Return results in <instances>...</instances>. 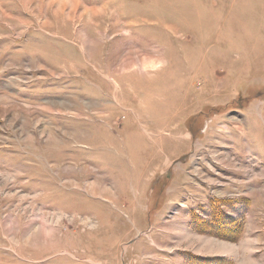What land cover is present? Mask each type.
Returning <instances> with one entry per match:
<instances>
[{
	"label": "rangeland",
	"instance_id": "rangeland-1",
	"mask_svg": "<svg viewBox=\"0 0 264 264\" xmlns=\"http://www.w3.org/2000/svg\"><path fill=\"white\" fill-rule=\"evenodd\" d=\"M0 264H264V0H0Z\"/></svg>",
	"mask_w": 264,
	"mask_h": 264
},
{
	"label": "trees",
	"instance_id": "trees-1",
	"mask_svg": "<svg viewBox=\"0 0 264 264\" xmlns=\"http://www.w3.org/2000/svg\"><path fill=\"white\" fill-rule=\"evenodd\" d=\"M219 224H220V223H219ZM219 224H218V222H216V224H215V225L219 226Z\"/></svg>",
	"mask_w": 264,
	"mask_h": 264
},
{
	"label": "bare ground",
	"instance_id": "bare-ground-1",
	"mask_svg": "<svg viewBox=\"0 0 264 264\" xmlns=\"http://www.w3.org/2000/svg\"><path fill=\"white\" fill-rule=\"evenodd\" d=\"M168 59V58H167ZM150 83V82H149ZM144 84V83H143ZM158 94V93H157ZM149 101V100H148ZM96 144V143H95Z\"/></svg>",
	"mask_w": 264,
	"mask_h": 264
}]
</instances>
